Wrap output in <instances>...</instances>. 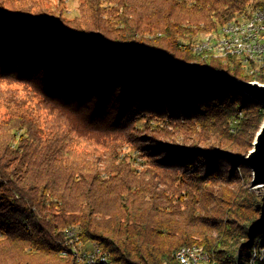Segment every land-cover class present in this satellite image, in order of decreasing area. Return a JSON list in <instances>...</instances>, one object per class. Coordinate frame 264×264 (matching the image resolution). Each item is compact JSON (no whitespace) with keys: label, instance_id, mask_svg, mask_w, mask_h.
Wrapping results in <instances>:
<instances>
[{"label":"trees","instance_id":"1","mask_svg":"<svg viewBox=\"0 0 264 264\" xmlns=\"http://www.w3.org/2000/svg\"><path fill=\"white\" fill-rule=\"evenodd\" d=\"M42 3L0 0V259L79 264L75 229L107 264H177L186 245L249 264L264 197L238 157L264 108L231 79L264 71L190 45L264 0H81L72 19Z\"/></svg>","mask_w":264,"mask_h":264},{"label":"bare ground","instance_id":"2","mask_svg":"<svg viewBox=\"0 0 264 264\" xmlns=\"http://www.w3.org/2000/svg\"><path fill=\"white\" fill-rule=\"evenodd\" d=\"M260 45H264V8H255L249 16H240L225 23L217 32L202 35L190 48L195 55L236 58L248 74H254L264 71V48ZM74 231L69 229L65 234ZM68 255L79 264H88V259L80 252H63V256ZM97 257H104L98 264L108 263V256L101 249L97 250ZM175 260L177 264H214L209 254L197 245L180 247L175 252ZM249 264H264V246L252 250Z\"/></svg>","mask_w":264,"mask_h":264},{"label":"water","instance_id":"3","mask_svg":"<svg viewBox=\"0 0 264 264\" xmlns=\"http://www.w3.org/2000/svg\"><path fill=\"white\" fill-rule=\"evenodd\" d=\"M232 85L264 108V84L231 79ZM238 160L251 171L250 187L264 186V119L255 135L252 150Z\"/></svg>","mask_w":264,"mask_h":264},{"label":"rangeland","instance_id":"4","mask_svg":"<svg viewBox=\"0 0 264 264\" xmlns=\"http://www.w3.org/2000/svg\"><path fill=\"white\" fill-rule=\"evenodd\" d=\"M80 1L81 0H42V2H43L42 4L44 7L50 8L49 10L56 12V14L60 13L61 17L65 18V19H72V18L78 16V7L80 4ZM201 37H202V35H198L196 37V39L194 40V42L200 40ZM160 97H161V100H160L161 103H163L164 100L171 101L173 99V92L163 90V92H161ZM179 101H180V98H175V102L177 105L179 104ZM3 111H4L3 108H1L0 113H3ZM130 118L131 117L129 116V118L126 120V122H128V120ZM258 130H259V128H258ZM258 130L256 131V133L258 132ZM256 133L253 136L250 150H252L253 142H254ZM123 153H125L127 156H129V161L131 162L133 169H138L143 165L144 157L142 156V154L140 152L133 151L127 147H124ZM250 175H251V171H250ZM251 179H252V176L250 178V182H251ZM250 182H249V187H250ZM250 189L252 191H254L255 193L259 194L260 196L264 197V186H259L256 188L250 187ZM85 249L91 250L92 245H90V244L85 245ZM0 254H1V251H0ZM247 255H248V251L246 250L244 253V256H247ZM250 255H251V253H250ZM0 261H3V262H0V264H15V260L13 261V258H6L5 260L0 259Z\"/></svg>","mask_w":264,"mask_h":264},{"label":"built area","instance_id":"5","mask_svg":"<svg viewBox=\"0 0 264 264\" xmlns=\"http://www.w3.org/2000/svg\"><path fill=\"white\" fill-rule=\"evenodd\" d=\"M260 48H264V45H260ZM76 233L75 230L73 234L66 235L68 251L65 252H80L84 259H88V264H98V262L104 260V257H97V250H100L99 247L93 244L91 250L85 249L84 245L79 241Z\"/></svg>","mask_w":264,"mask_h":264}]
</instances>
